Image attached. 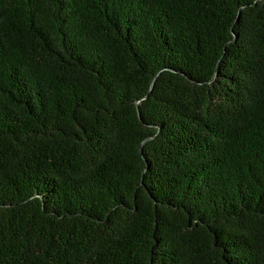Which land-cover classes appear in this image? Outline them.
<instances>
[{"label": "trees", "instance_id": "1", "mask_svg": "<svg viewBox=\"0 0 264 264\" xmlns=\"http://www.w3.org/2000/svg\"><path fill=\"white\" fill-rule=\"evenodd\" d=\"M0 264H264V0H0Z\"/></svg>", "mask_w": 264, "mask_h": 264}]
</instances>
